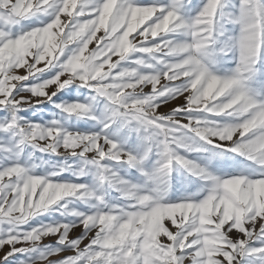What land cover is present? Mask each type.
Returning a JSON list of instances; mask_svg holds the SVG:
<instances>
[{"label":"snow or ice","instance_id":"6c2138e0","mask_svg":"<svg viewBox=\"0 0 264 264\" xmlns=\"http://www.w3.org/2000/svg\"><path fill=\"white\" fill-rule=\"evenodd\" d=\"M184 3L0 0V262L264 261V89L256 93L248 85L264 50V2L239 0L229 14L228 0H203L190 19L181 13ZM43 14L51 16L46 23L16 30ZM225 22L239 31L228 33ZM226 51H235L236 67L218 75L212 65L217 52ZM51 67L58 69L54 75L36 79ZM72 83L92 90L93 100L104 98L107 115L99 129L71 130L57 119L40 123L20 115ZM55 107L98 119L89 103ZM125 126L146 133L142 153L124 146L131 143L121 132ZM185 137L219 149L214 155L244 157L247 171L210 172L177 151L192 150ZM153 146L159 159L149 172L143 163ZM25 147L32 152L21 162ZM35 151L75 160L40 175L30 162ZM113 164L136 168L157 186L139 185ZM175 165L206 182L202 198L163 199L159 178ZM86 175L94 182H80ZM102 186L119 197L106 199ZM77 201L87 207L67 208ZM58 203L61 216L73 219L22 227Z\"/></svg>","mask_w":264,"mask_h":264},{"label":"rangeland","instance_id":"374dc122","mask_svg":"<svg viewBox=\"0 0 264 264\" xmlns=\"http://www.w3.org/2000/svg\"><path fill=\"white\" fill-rule=\"evenodd\" d=\"M138 3H149L150 0H137ZM239 0H228V13L231 12V5L237 4ZM264 2V0H262ZM203 3V0H185L181 8V13L186 19H190L195 16L196 12L199 10V6ZM51 11V10H49ZM51 18L48 14H43L38 17H32L21 21L20 25L16 30L32 27L35 24L44 22L46 23ZM226 19V18H225ZM224 28L228 30V33L235 35L239 31V26L231 23L225 22ZM223 41V37L220 38ZM220 41L217 43V48L221 46ZM93 45H90L92 47ZM75 45H69L65 50V55L67 52L74 48ZM131 57H135L138 53L132 52L129 54ZM65 57L62 56L61 60ZM122 63H127L122 62ZM236 67V53L235 51H226L225 53L217 52L215 61L212 65L213 70L218 75H227L231 73ZM257 71L254 76L249 80V88L254 90L256 93H260L264 89V50L261 51L260 59L255 66ZM58 69L56 67H51L46 69L43 73H38L36 76L37 80L47 79L54 75L55 71ZM35 82V81H31ZM92 90L82 87L77 83H72L52 97L51 101H44L41 104H35L32 107L24 108L20 115L26 117L27 119L35 120L40 123H45L53 119L60 120L61 123L70 128L71 130H97L101 127L100 120H102L107 115V108L104 102V98L98 97L97 99H92ZM72 101H80L84 103H89L91 106L92 113L98 117L97 120H92L87 117H78L76 115H68L63 113L60 109L56 108L55 105L58 103H69ZM219 119V117H217ZM231 120L233 118H224ZM121 132L127 134L126 139L131 143H124L125 147L132 146L135 151L142 153L144 147L148 145V141L143 140V136L146 135L143 131L137 133L135 129L125 126L121 129ZM183 143L191 146L192 150L189 151L187 148L178 147L177 151L184 155L186 158L193 160L207 168L210 172L223 175L226 173H234L235 171L244 168V166L250 162L246 161L244 157H241L234 153L225 152L221 155H214V153L219 152V149H212L211 146L204 144L203 142L197 144L193 139L189 137L183 138ZM211 149V150H210ZM32 152L29 147L24 148L25 155L21 157V162L27 159V153ZM159 159L158 150L155 146L152 147L148 157L143 163V167L146 171H152L156 167V161ZM75 160L72 158H65L63 156L52 155L48 153H41L35 151L30 160L31 163L36 165L34 171L36 174L43 175L49 171H52L54 167L59 166L61 163H73ZM121 176L132 180L133 182L142 185L144 187H155L157 186V181L148 180L146 176L142 175L136 168H128L123 165H115ZM247 171L246 168H244ZM63 176L68 177L71 175L70 172L62 173ZM55 179V178H53ZM162 183H159L160 189L163 191V199L166 201H176L183 197L191 196L194 199H200L205 195L206 192V182L201 180L199 177L194 176L192 173L188 172L183 166L175 165L166 177L159 178ZM80 182L93 183L94 177L92 175H86L80 177ZM105 192L106 199L116 200L119 197V193L110 188L103 187L100 189ZM60 203H63V199ZM79 208L84 210L87 205L79 201L70 203L67 208L70 210L72 208ZM59 203L57 205L49 206V209L44 211L42 214L31 218L22 227L27 228L29 225L35 223L47 221L52 222L53 220H71V216H61V212L64 209H59ZM20 253L16 254L19 258ZM247 264H264V261L255 258H246ZM0 264H5V262H0ZM7 264H17V260L13 257L8 258Z\"/></svg>","mask_w":264,"mask_h":264}]
</instances>
